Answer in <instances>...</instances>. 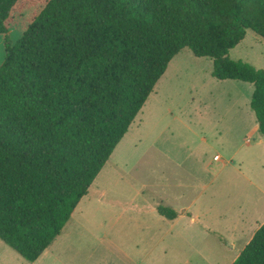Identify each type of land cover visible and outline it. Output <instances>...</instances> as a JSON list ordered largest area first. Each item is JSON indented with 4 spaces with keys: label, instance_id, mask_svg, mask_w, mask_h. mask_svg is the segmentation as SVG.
Returning a JSON list of instances; mask_svg holds the SVG:
<instances>
[{
    "label": "trees",
    "instance_id": "trees-1",
    "mask_svg": "<svg viewBox=\"0 0 264 264\" xmlns=\"http://www.w3.org/2000/svg\"><path fill=\"white\" fill-rule=\"evenodd\" d=\"M21 0H0V34ZM42 4L0 64V240L29 262L59 236L183 48L216 79L250 82L264 137V69L231 59L264 37V0H26ZM173 219L178 211L159 205ZM231 264H264V221Z\"/></svg>",
    "mask_w": 264,
    "mask_h": 264
},
{
    "label": "rangeland",
    "instance_id": "rangeland-1",
    "mask_svg": "<svg viewBox=\"0 0 264 264\" xmlns=\"http://www.w3.org/2000/svg\"><path fill=\"white\" fill-rule=\"evenodd\" d=\"M42 6L19 1L11 14L10 31L6 36L0 34V64L5 37L11 43L20 38ZM228 56L264 69V37L247 30ZM211 69L209 57L195 56L188 48L169 61L132 121L128 135L113 150L61 234L34 264H100L101 214L116 210L104 206V202L151 198L153 189L148 186L158 187L163 176L172 182L177 180L178 174L170 168L198 164L199 150L215 170L228 162L218 174L213 171L201 176L213 178V196L227 199L231 213L237 214L242 207L246 234L264 221V137L250 107L253 85L236 79H216ZM199 126L204 128L201 132ZM199 133L205 139H199ZM133 137L134 143L127 146ZM215 154L220 155L221 162L213 160ZM0 264L29 261L0 240ZM107 264H117L116 259Z\"/></svg>",
    "mask_w": 264,
    "mask_h": 264
},
{
    "label": "crops",
    "instance_id": "crops-1",
    "mask_svg": "<svg viewBox=\"0 0 264 264\" xmlns=\"http://www.w3.org/2000/svg\"><path fill=\"white\" fill-rule=\"evenodd\" d=\"M131 127L132 124L114 151ZM201 129L204 128L199 126V132ZM199 139L205 138L199 133ZM134 141L133 137L127 146ZM196 153L199 155L198 164L170 168L174 174H178L177 180L172 182L163 176L156 184L158 187L149 185L153 189L151 198L134 197L104 202V206H113L116 210L115 213L101 214L98 233L100 264H107L112 259H116L117 264H231L236 259L263 221L246 234L242 207L236 211L237 214L231 213L227 199L213 196V178L207 180V176H201L213 171L218 174L229 165L228 162L215 170L201 150ZM215 155L218 157L214 158ZM215 155L213 160L221 162L220 155ZM207 190V195L203 196ZM101 196H104L102 192ZM159 205L174 208L178 215L173 219L163 217L157 212ZM54 259L59 261L58 258Z\"/></svg>",
    "mask_w": 264,
    "mask_h": 264
},
{
    "label": "built area",
    "instance_id": "built-area-1",
    "mask_svg": "<svg viewBox=\"0 0 264 264\" xmlns=\"http://www.w3.org/2000/svg\"><path fill=\"white\" fill-rule=\"evenodd\" d=\"M218 156L217 155H215V157L214 158H217Z\"/></svg>",
    "mask_w": 264,
    "mask_h": 264
}]
</instances>
